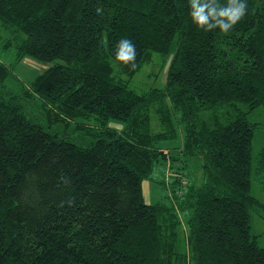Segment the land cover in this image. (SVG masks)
Masks as SVG:
<instances>
[{
  "label": "trees",
  "instance_id": "obj_1",
  "mask_svg": "<svg viewBox=\"0 0 264 264\" xmlns=\"http://www.w3.org/2000/svg\"><path fill=\"white\" fill-rule=\"evenodd\" d=\"M240 2L0 0V54L12 60L0 59V90L23 60L46 66L0 94V264H264L251 228L264 144L254 158L247 118L264 109V0H247L227 34L217 24ZM192 3L214 10L215 27L192 22ZM121 39L136 49L127 64L115 60ZM154 54L165 83L138 93L130 83ZM158 166L175 177L147 204Z\"/></svg>",
  "mask_w": 264,
  "mask_h": 264
},
{
  "label": "rangeland",
  "instance_id": "obj_2",
  "mask_svg": "<svg viewBox=\"0 0 264 264\" xmlns=\"http://www.w3.org/2000/svg\"><path fill=\"white\" fill-rule=\"evenodd\" d=\"M0 59L11 63L12 60L8 55L2 53L0 54ZM168 62H163V59L154 54L150 63L143 66L141 71L134 77L130 83V88L135 90L138 93H145L151 88H160L164 85L166 79V69ZM46 66L36 62L32 59H25L19 65L13 66L12 70L15 74L17 81H7L5 84L4 90H0V94L5 93H16L19 88L26 87L28 88V83L34 79L37 75L41 74L45 70ZM28 115L39 122L42 125H45V120L42 117V114L33 102H24ZM245 110V108L240 107ZM248 120L255 124L256 131L255 137L252 142L253 157L255 158L260 149L264 144V109L257 108L247 115ZM73 125L66 129L63 125L55 128V131L59 132L61 136H65L68 140L81 145H88L91 140L88 137H85L81 132H73ZM109 127L116 128L120 130L122 125L119 123L111 122ZM175 142H173L174 144ZM175 177V174H171L167 171L164 166H158L152 173V182H143L142 193L145 203L151 204L161 198L165 194L166 190L162 186L163 181L171 180ZM252 195L257 199L263 201L262 194L259 187L254 183L252 178ZM252 232L258 236V245H264V213L261 211H254L252 213L251 220Z\"/></svg>",
  "mask_w": 264,
  "mask_h": 264
},
{
  "label": "clouds",
  "instance_id": "obj_3",
  "mask_svg": "<svg viewBox=\"0 0 264 264\" xmlns=\"http://www.w3.org/2000/svg\"><path fill=\"white\" fill-rule=\"evenodd\" d=\"M191 6L195 9V11L191 13V20L194 24L197 25L198 28L209 31L211 28L215 27V25L208 24L209 17L214 15V10H210L209 13L205 15L204 11L205 8L208 7L207 5L196 7V4L192 3ZM246 10L247 0H241L240 3H234L233 6L221 12L220 15L226 16L228 18V21L227 23L223 21H217V24L220 27V31L227 34L231 29H233L237 22L245 16ZM205 25H208V27L205 28ZM135 57L136 49L132 41L129 39H121L117 46L115 60L127 64L134 61Z\"/></svg>",
  "mask_w": 264,
  "mask_h": 264
}]
</instances>
